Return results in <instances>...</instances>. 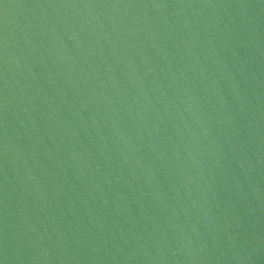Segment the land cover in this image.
<instances>
[{"label":"water","instance_id":"obj_1","mask_svg":"<svg viewBox=\"0 0 264 264\" xmlns=\"http://www.w3.org/2000/svg\"><path fill=\"white\" fill-rule=\"evenodd\" d=\"M0 264H264V0H0Z\"/></svg>","mask_w":264,"mask_h":264}]
</instances>
